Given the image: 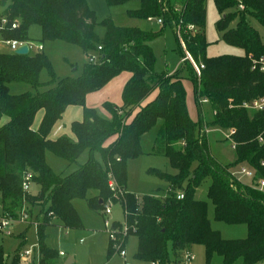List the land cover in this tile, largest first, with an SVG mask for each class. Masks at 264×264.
<instances>
[{
    "label": "trees",
    "instance_id": "16d2710c",
    "mask_svg": "<svg viewBox=\"0 0 264 264\" xmlns=\"http://www.w3.org/2000/svg\"><path fill=\"white\" fill-rule=\"evenodd\" d=\"M115 7L139 2L137 10L129 11L132 19H162L164 26L174 30L182 55L180 73L167 75L155 71L156 58L150 43L160 33H149L137 27H118L111 19L98 22L87 0H0V30L4 41L16 40L29 44L28 32L40 26V43L60 41L79 47L85 54L97 52L96 64H85L78 78L58 79L50 59L42 49L20 56L0 54V196L4 216L18 218L23 210L41 208L36 223L39 261L37 264H66L60 254L46 246V229L54 219L69 230L83 229V223L73 206L75 200H86L90 209L104 212L107 203L119 205L124 224L112 222L111 229L123 239L138 238L135 259L147 264H171L168 245L175 258L193 245L206 249V264L214 256L222 264L264 263V192L242 184L233 177L231 167L247 163L264 179V110L244 109L264 98V72L253 69V61L264 59V43L248 19L253 18L264 28V0H213L220 15L216 29L222 41L242 49L244 56L207 57L205 38L206 0H182L180 9L173 0H105ZM243 7V9L241 8ZM236 22V25H232ZM16 24V28L12 25ZM105 29L100 39L96 26ZM188 26L194 30L189 31ZM180 29L183 47L178 37ZM187 53L198 67V75ZM49 81L43 84L41 73ZM122 73H130L122 92V106L106 102L103 110L86 106V97L104 89ZM185 80L193 85L198 119L189 112ZM22 83L43 93L11 95L9 85ZM156 97L145 102L155 93ZM207 99L214 115L211 127L233 130L232 142L237 159L233 164L218 162L210 152L201 100ZM81 107L83 119L71 124L72 138L50 137L69 107ZM43 118L34 130L39 112ZM6 121L4 122V120ZM159 121L162 126L154 142L152 154L168 158L175 175L150 170L165 181L169 191L164 196H138L127 192V161L142 155V137ZM112 139L114 141L110 142ZM264 140V139H263ZM88 151L89 160L74 172L56 175L46 162V153L76 163ZM100 154L102 163L94 158ZM32 174L39 187L36 195L23 191L24 177ZM211 178L208 197L214 205L217 221L228 225H247L249 235L244 240H224L213 231L207 217V205L195 198L201 183ZM112 180L116 191H112ZM187 184V186H185ZM92 195L89 196V193ZM183 194V199H178ZM3 216V217H4ZM116 250L110 241L109 258ZM0 264H7L0 251ZM11 264H23L15 256Z\"/></svg>",
    "mask_w": 264,
    "mask_h": 264
},
{
    "label": "rangeland",
    "instance_id": "374dc122",
    "mask_svg": "<svg viewBox=\"0 0 264 264\" xmlns=\"http://www.w3.org/2000/svg\"><path fill=\"white\" fill-rule=\"evenodd\" d=\"M178 10L182 6V0H173ZM89 8L96 13L99 23L106 19H111L118 27H137L149 33H161L156 37L150 46L154 52L156 62L155 71L158 73H166L171 76L180 73L182 67V55L179 49V43L170 25L164 26L159 24L160 18H155L153 21L132 19L128 17L129 11L137 10L140 7L139 2H130L122 6L109 7L105 0H87ZM3 9L0 8V14ZM206 25L204 29L207 47V57L215 58L224 55L241 56L244 55L242 49L227 45L222 41V34L216 29V22L220 15L216 9L213 0H206ZM249 24L259 31L261 40L264 43V28L258 21L253 18L248 19ZM236 22L232 25L234 27ZM96 33L100 39L105 36V29L101 25L96 26ZM31 42L28 46L32 54L36 53L40 47L50 59L53 66V71L58 79L64 78H78L83 74V67L85 64H96L99 61L97 52L85 54L79 47L69 45L64 42L54 41L40 43L42 38V29L40 26H33L28 32ZM13 53L4 41L0 34V54ZM49 75L43 71L40 80L43 84L49 81ZM186 97L189 111L193 117L198 118L197 106L194 100L193 85L190 81L185 80ZM50 87L43 85L38 90L32 88L30 85L22 83H13L9 85L11 95H21L24 93H43L49 90ZM202 105L203 116L206 128L209 130L208 139L210 141V152L213 157L222 164L235 163L237 156L235 150L232 148V141L226 139L229 134L227 130L215 129L211 127L214 115L212 107L209 103ZM252 112V111H250ZM39 113H43L42 111ZM39 113L37 116H39ZM40 114V115H41ZM108 115V113H107ZM109 117V115H108ZM36 117V126L38 128V121ZM6 119L4 120V122ZM68 126L70 120L64 121ZM59 124V123H58ZM35 125V124H34ZM162 126V121L148 133H146L141 140L142 155L136 159L127 161V192L136 194L138 196H164L169 191V185L149 173L150 170H157L163 173L175 175L177 171L170 166L168 158L163 155L152 154L154 142L159 136V131ZM57 127V126H56ZM70 133L61 136H68L72 138L71 126ZM52 140V136L50 137ZM46 162L56 175H67L84 165L90 158V153L85 151L78 161L72 165L68 162L56 157L52 153H46ZM94 158L102 163L100 154L95 153ZM242 169L255 174V171L247 163H238L231 167L232 174L235 175L242 184L251 186L252 180L241 175ZM211 185V178H206L195 192V198L203 201L207 205V217L211 223L213 231L219 232L224 240H244L248 238L249 229L247 225H228L224 222L217 221L214 214V205L208 197V191ZM187 186V184H185ZM39 192V187L35 184L31 185L30 194L36 195ZM92 192L89 193V196ZM73 206L76 209L79 217L83 223V229L69 230L62 226L59 220L54 219V225L46 229V246L58 254L63 253L61 257L63 262L72 260L73 264H147L139 262L135 259L138 250V238L130 236L123 247L126 252L125 258L115 251L111 258L108 255V248L110 244L109 227L107 224L112 222H119L124 224V213L119 205H112L107 203L106 206L111 207L112 214L107 216L104 212L92 211L86 200H75ZM29 218L27 221H19L21 218H14L11 224L12 235L7 237L0 234V251L7 264H11L15 256L28 264H37L39 260V248L36 223L38 222V215L41 212L39 206L31 209H25ZM1 196H0V219L3 218ZM31 250L32 254L25 256L24 252ZM168 254L171 264H206V249L201 244H196L182 252L179 258H175L172 252V246L168 245ZM190 256L189 260L188 257ZM187 257V258H186ZM192 258V259H191ZM223 260L219 256H214L212 264H222ZM235 264H244L242 259H239ZM264 264V263H262Z\"/></svg>",
    "mask_w": 264,
    "mask_h": 264
},
{
    "label": "built area",
    "instance_id": "2783aa9c",
    "mask_svg": "<svg viewBox=\"0 0 264 264\" xmlns=\"http://www.w3.org/2000/svg\"><path fill=\"white\" fill-rule=\"evenodd\" d=\"M241 8L243 9V7H241ZM153 20L154 19H152V18L148 19V21H153ZM158 23L162 24L163 23L162 19H159ZM7 25H8L7 20L3 19L1 21V23H0V30H3ZM16 27H17L16 24L12 25L13 29L16 28ZM188 30L189 31H193L194 27L193 26H188ZM178 37L181 40V43H182L183 47L185 48V45H184V43H183V41L181 39L180 29L178 30ZM7 44L9 45L11 51L13 53H15V51L20 46L24 45L25 43H20V42H18L16 40H12V41H8ZM40 49H41V47H40ZM187 59H189L193 63L195 70L197 71L198 75H200V73H201L200 70L203 68V66L198 67L195 64V62L193 61L192 57L188 53H187ZM257 68H259L260 71L264 72V59L263 58L253 61V69H257ZM202 103L203 104H207V103H209V101L207 99H203ZM242 107L244 109H246V110H249V111H262V110H264V98L260 99V100H255V101H253L250 104H243ZM213 114L215 115L216 113L213 112ZM205 132L208 134L209 130L205 129ZM234 133H235V131L230 130L229 134L226 135V139H229V140L232 141L231 137H232V135H234ZM263 139L264 138L262 136H260L258 138L260 143H262L264 141ZM232 148L235 149V145H234L233 142H232ZM260 167L264 169V161L260 162ZM254 171H255V174L247 171L246 169H242L241 175L243 177H246V178H249V179L252 180V184H251L250 187H252L253 189H255V190L259 191V192H264V179L257 175V171L255 169H254ZM232 175H233L234 178H236L234 174H232ZM32 177L33 176L30 173H27L25 175V177H24L23 191L26 192V193H30L31 185L33 184ZM109 186H110L112 191H116L115 190L116 189L115 184H114V182L112 180H110ZM177 198L181 200V199L184 198V195L183 194H178ZM104 214L107 215V216L111 215L112 214L111 207H107L105 209V211H104ZM20 218L21 219L19 221H27L28 220L29 216H28V214L26 213L25 210H23L21 212ZM13 221H14V218L9 216V215L4 216L3 218H1L0 219V234H2L4 236H7V237L11 236L12 235L11 224H12ZM111 225H112V223L111 224H107V226L109 227V238H110V241L112 243V247L120 254V256L122 258H125L126 252L123 250V247H124L123 242L125 241L124 237L126 236L127 230H126V228L123 227V230H122L123 239H120L118 234L111 229ZM31 254H32L31 250H27V251L24 252L25 256H29ZM60 256L62 257V256H64V254L60 253ZM187 257H188V260H189L190 256H187Z\"/></svg>",
    "mask_w": 264,
    "mask_h": 264
},
{
    "label": "crops",
    "instance_id": "0c3cea01",
    "mask_svg": "<svg viewBox=\"0 0 264 264\" xmlns=\"http://www.w3.org/2000/svg\"><path fill=\"white\" fill-rule=\"evenodd\" d=\"M244 55H245V53H244ZM244 55H241V56H244ZM131 77H132V75L130 73H122L121 75H119L118 77L113 79L101 91L88 95L86 97V106L88 108L97 109L102 115L108 117L107 113L103 110V105L106 102H108V103H112V104H114V105H116L118 107H121L122 104H123V102H122V92L124 90V87L128 83V81L131 79ZM157 93L158 92H155L145 102V104L151 102L156 97ZM40 114L41 113H39V116H37V119H38L37 121L39 122L38 125L40 124V122H41V120L43 118V113L41 115ZM190 115H191V113H190ZM191 117L195 121H197V119H198V118H195L196 116L193 117V115H191ZM66 119L70 120L69 126L66 123H64V121H66ZM82 119H83V109L81 107H76V106L69 107L66 110V112L64 113L62 120L59 122V124H57V127L55 128V130L53 132L52 138L56 139V138L60 137L63 134L70 133L68 131H69V127L71 126V124L73 122H81ZM34 126H36V121H35V125ZM114 140L115 139H112L111 141H109V143L114 141ZM20 261L23 264H28V263H25V261H22V260H20ZM72 264H73V262H72Z\"/></svg>",
    "mask_w": 264,
    "mask_h": 264
},
{
    "label": "water",
    "instance_id": "95a60500",
    "mask_svg": "<svg viewBox=\"0 0 264 264\" xmlns=\"http://www.w3.org/2000/svg\"><path fill=\"white\" fill-rule=\"evenodd\" d=\"M29 52H30L29 46L27 44H24L15 51V54L20 56H25L28 55ZM72 262H73L72 260H68L66 261V264H72Z\"/></svg>",
    "mask_w": 264,
    "mask_h": 264
}]
</instances>
